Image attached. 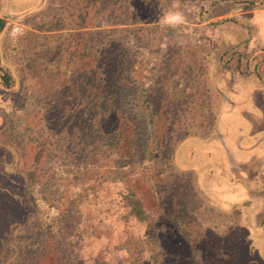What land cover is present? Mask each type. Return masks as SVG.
Masks as SVG:
<instances>
[{
    "label": "rangeland",
    "instance_id": "rangeland-1",
    "mask_svg": "<svg viewBox=\"0 0 264 264\" xmlns=\"http://www.w3.org/2000/svg\"><path fill=\"white\" fill-rule=\"evenodd\" d=\"M236 3L172 0L168 14L179 13L182 19L172 25L160 21L159 39L151 48L143 46L129 30L133 24L125 13L100 22V28H117L111 38L126 42L128 53L139 68L135 94L126 97L125 106L127 113L142 117L145 114L146 121L150 116L155 120L146 91L165 69L162 61L167 48L203 44L213 51L209 85L221 96L216 106V127L204 136L182 138L171 154L173 168L182 176L187 174L192 182L194 198H183L184 194L178 191L180 180L171 174L155 188L159 198L156 200L148 199L143 187L150 186L144 183V174L147 180L159 166L155 129H149L151 154L138 166L118 163L116 154L107 146L99 147L83 162L74 163L64 152L66 135L58 133L57 127L47 122L43 109L35 104L29 88L33 81L21 78L18 68L23 64L24 34L42 32L43 15L56 9L59 0H0V211H9L19 224L16 229L30 228L35 214L40 231L69 227L66 238L74 244V264H158L157 238L172 233L165 230V220L174 217L167 212L172 211V204L177 207L176 213L181 209L184 214L176 216L172 225H179L178 233L192 242L186 247L175 245L174 251L184 253L183 248L190 247L189 251L194 247L199 264H264L263 64H252V73H245L246 68L235 71L232 65L220 71L217 65L224 47L217 43L222 41L220 29L226 27L222 36L227 43L233 39L229 33L232 27L234 31L242 30L230 23L225 25L227 21L249 26V32L243 30L242 35L250 37L251 50L257 44L264 46V11L248 10L243 16H230L226 10L229 5L240 4ZM132 9L130 5L126 8ZM116 20L130 24L113 25ZM220 20L222 26L217 28ZM4 134L20 145L5 142ZM248 146L253 147L252 151H248ZM251 172L255 174L254 181L248 188L253 179ZM51 175L55 177L50 179ZM47 195L51 198L45 202L42 198ZM21 196L28 203L29 213ZM161 204L162 209H157ZM197 206H205L200 218L212 228L217 220L212 215L226 222L224 229L213 233L203 227L207 238L203 250L198 245V223L191 213ZM163 213L167 214L165 220L161 218ZM211 234L217 238L212 240ZM173 240L178 241L176 235ZM37 244L38 239L33 240L29 247ZM210 253L213 258L208 257Z\"/></svg>",
    "mask_w": 264,
    "mask_h": 264
},
{
    "label": "trees",
    "instance_id": "trees-1",
    "mask_svg": "<svg viewBox=\"0 0 264 264\" xmlns=\"http://www.w3.org/2000/svg\"><path fill=\"white\" fill-rule=\"evenodd\" d=\"M244 2L248 3L245 7L254 3ZM171 4L172 0H59L56 9L50 11V8L46 17L43 15L42 32L24 34L23 64L18 71L23 81L26 78L33 81L29 83L32 98L43 109L47 122L66 135L64 152L71 161L81 163L99 147L107 146L116 154L118 163L138 166L151 154L149 129L152 128L160 158L157 172L147 180L144 174V183L150 185L143 186L148 199H159L155 188L161 179L172 174L180 180L178 191L190 200L194 194L192 182L187 174L182 176L173 168L171 154L182 138L204 136L216 127L220 96L212 91L208 77L213 51L203 44L167 48L162 61L165 69L146 91L155 120L150 116L146 121L145 114L142 117L135 112L127 113L125 106L126 97L135 94L139 68L128 53L126 42L111 38L117 28H100L101 20L120 18L125 13L127 21L133 24L129 29L133 35L143 46L154 47L159 39V22L164 21ZM129 5L133 9L127 11ZM124 21L116 20L112 24H130ZM7 135L2 136L5 142L20 145ZM142 140L146 142L139 145L138 141ZM54 177L51 175L50 179ZM50 198L47 195L42 199L47 202ZM23 202L28 208V203L24 199ZM170 208L172 211L167 212L174 217L166 221L167 214H161L168 227L165 230L172 233L157 238L158 264H199L194 247L189 251L190 247L183 248L184 253L174 251L175 245L186 247L192 242L185 234L178 233L179 225H172L176 216L184 215L183 210L176 213L177 207L172 204ZM194 209L197 210L192 209L191 213L201 233L198 245L203 250L207 240L203 227L213 233L224 229L226 222L212 215L217 218L212 228L200 218L205 206ZM36 218L37 214L30 228L16 229L19 224L9 211H0V264H74V244L66 238L70 228L58 231L54 226L40 231ZM229 223L232 226V220ZM174 235L178 241L173 240ZM210 236L212 240L217 238ZM37 239L36 247L30 248L29 243ZM209 256L213 258L211 253Z\"/></svg>",
    "mask_w": 264,
    "mask_h": 264
},
{
    "label": "crops",
    "instance_id": "crops-1",
    "mask_svg": "<svg viewBox=\"0 0 264 264\" xmlns=\"http://www.w3.org/2000/svg\"><path fill=\"white\" fill-rule=\"evenodd\" d=\"M224 1L229 2V4H233V2L236 3L237 1L240 3L239 5L235 6L236 8L232 5L228 6V9L226 11L230 16L238 15V14L243 16V13H245L248 10H254L257 13L264 11V0H251V1H254V3L252 5H249V7H245V4H248V3L244 2V0H224ZM219 13H221V12H219ZM219 13H218V15H219ZM222 17H224V16H222ZM233 17L235 19H237L236 18L237 16H233ZM225 21H227V20H225ZM221 22H222V20H220L219 23H216L217 28L219 26L220 27L222 26V25H220ZM227 23L233 24L235 26H239L240 29H242V30L241 31H239V30L234 31V30H232V29H234V27H232L230 30L231 32L229 31V33L231 35H233L232 36L233 39L230 43H227L226 41H223V36H222V32H223L222 29H226V27L221 28V29L219 28L220 29L219 32L221 33L222 41H217V43L219 45H223L224 47H223V50L221 49L220 53H219V56H221V57H219L220 59H219V62L217 63L218 69L219 70L220 69L225 70V69H227V67L232 65V67H235V71L242 70V69L246 68L245 73H252V64H255V66H256L258 63V65L263 64L262 68H261V69H263V72L261 75L264 76V46H260L259 44H257L256 48L253 47L251 50V44L249 42V40H251L250 37H248V34L245 36L242 35V34H244L243 30L245 31V33L249 32V26L247 27L245 25H240L238 23V21L237 22L232 21V23L230 21H227V22H225V25ZM249 24H251V23L249 22ZM220 100H221V96H220L219 101ZM247 148H248V151L250 152V151H252L253 147L248 146ZM243 165H245V163H243ZM258 171H262V170H258ZM261 173H262V177H263L264 172H261ZM249 175H250V177L252 176L253 179H251V183L248 184V188H252V182L254 181V175L255 174H252V172H251V173H249ZM255 185H257V182L255 183ZM263 223H264V220H263ZM262 231H264V224H263V230Z\"/></svg>",
    "mask_w": 264,
    "mask_h": 264
},
{
    "label": "clouds",
    "instance_id": "clouds-1",
    "mask_svg": "<svg viewBox=\"0 0 264 264\" xmlns=\"http://www.w3.org/2000/svg\"><path fill=\"white\" fill-rule=\"evenodd\" d=\"M181 16L179 13H169L165 19H164V23L166 24H176L179 23L181 21Z\"/></svg>",
    "mask_w": 264,
    "mask_h": 264
},
{
    "label": "water",
    "instance_id": "water-1",
    "mask_svg": "<svg viewBox=\"0 0 264 264\" xmlns=\"http://www.w3.org/2000/svg\"><path fill=\"white\" fill-rule=\"evenodd\" d=\"M2 24H3V20L0 19V28H1Z\"/></svg>",
    "mask_w": 264,
    "mask_h": 264
}]
</instances>
